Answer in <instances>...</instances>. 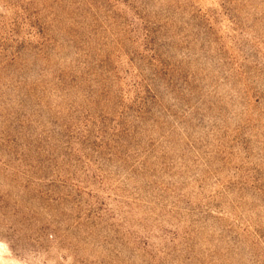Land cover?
<instances>
[{
  "label": "rangeland",
  "instance_id": "obj_1",
  "mask_svg": "<svg viewBox=\"0 0 264 264\" xmlns=\"http://www.w3.org/2000/svg\"><path fill=\"white\" fill-rule=\"evenodd\" d=\"M0 264H264V0H0Z\"/></svg>",
  "mask_w": 264,
  "mask_h": 264
}]
</instances>
